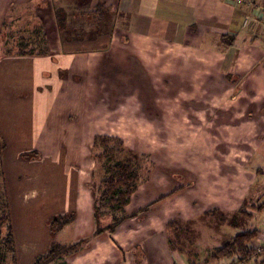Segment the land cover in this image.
Segmentation results:
<instances>
[{"label": "crops", "instance_id": "crops-1", "mask_svg": "<svg viewBox=\"0 0 264 264\" xmlns=\"http://www.w3.org/2000/svg\"><path fill=\"white\" fill-rule=\"evenodd\" d=\"M44 1L0 0V138L6 144L0 159L19 260H34L49 249L52 237L43 229L44 218L75 213L73 224L60 231L71 226L70 239L60 243L92 236L94 137H119L129 149L158 154L159 149L154 151L143 139L152 132L150 123L161 128L157 123L170 115L169 105L182 109L185 98L164 97L173 88L208 89L214 101L219 93L232 94L239 87L246 120L258 122L253 153L263 154L264 159V21L255 33L243 28L246 15L254 14L264 0L242 4L236 0ZM41 3L45 8L39 7ZM58 5L68 13L63 31L56 15ZM75 6L92 14L79 10L70 17ZM40 27L48 33L49 53L17 55V40L26 32L34 36ZM226 34L234 37L231 45L221 41ZM253 35H261V41ZM11 47L14 52H9ZM230 74L239 77L236 84L227 80ZM157 90L162 92L161 102ZM219 98L223 103L224 96ZM190 100L194 109H202L201 99ZM224 120L222 125L229 126L234 119L225 115ZM229 128L225 132L230 136L234 130ZM9 153L14 157L9 158ZM30 159L32 163L27 162ZM7 162L19 174L28 172L29 184L10 180L8 172L13 170L7 169ZM203 166L192 173V186L191 174L183 168L157 165L127 206L134 218L112 237L92 238L69 255L67 263L214 264L194 251L197 243L189 240L192 247H186V241L180 240L198 236L196 223L209 210L234 214L240 208L233 210L234 193L246 194L249 185L239 191L225 180L219 194L216 178L208 177ZM146 206L148 212L135 215ZM170 221L179 225L169 229ZM16 231L21 232L20 238ZM252 260L261 263L264 257Z\"/></svg>", "mask_w": 264, "mask_h": 264}, {"label": "rangeland", "instance_id": "rangeland-1", "mask_svg": "<svg viewBox=\"0 0 264 264\" xmlns=\"http://www.w3.org/2000/svg\"><path fill=\"white\" fill-rule=\"evenodd\" d=\"M40 1L45 3L44 0ZM40 6L44 7L45 5L41 3L39 4V7ZM61 9H64V7H62ZM57 11H59V5L57 7ZM261 35H253L252 37H256L259 38L260 41L261 39L264 41V37H261ZM232 76L235 77V80L237 79L238 81L239 77H237V75ZM159 93L160 95H162V92L157 90L156 94L158 95L157 97H159V102H161L162 100ZM239 93L240 88L236 87L232 94L229 93L228 95H226L225 92H223L222 94L219 93V95L216 96L218 97V99L213 101L210 97L211 94L208 93V89H206L205 91L200 89L193 92L192 89L189 90L187 86L185 89L173 88L172 91L170 90V94H165L164 97L165 99H167L168 96L172 97L173 99L177 98L178 96L182 99L185 98V102H182V109L178 107L175 108L174 104L169 105L170 115L166 116L165 120H163L162 122L157 123L161 126V128L158 129L156 124H154L153 122L150 123L149 126L150 128H152V132L150 131L151 133H149L147 139H143L152 146L154 151L159 149L158 154H152V157L149 155L152 161L154 160V168L157 167V165L163 168V164H165L167 167H172L174 170L183 168V171L186 174H191L190 179L192 186H194L195 179L193 174H196L197 170L202 165H204L203 171L204 173H207L208 177L212 174L213 178H216L217 183L214 187L217 188L216 192L219 194H221V192L223 191L222 187H224L225 180L232 182V185L235 186V189L238 186L239 191L242 187H245L247 184L249 185L246 194H241V192L237 194L238 191L234 193L235 201L233 210H236L239 207L241 208L243 205H245V210L251 213V216L241 217L239 216L240 214L237 215L228 213L229 215L224 214L226 220L223 221L224 223H221L219 221L220 214H211V211H217L218 209L209 210V212H207L206 214L207 217L205 216L204 220H198L199 222L196 223V227H198V236L184 237L180 240V242H182L183 240L186 241V247H192V245L188 244L189 240L193 241L194 244L197 243L194 251L201 253V257L204 259V261L211 259L212 251L214 250V248L222 247L238 232L244 230H252L254 228H257L262 232V230L264 229V211L256 212L255 210L251 209V203L258 202L259 199L264 202V197H262L264 195V159L262 158L263 154L253 153L258 142L256 138L259 137H256L258 122L254 121L255 118L249 121L246 120L247 117L244 116V112L247 108L242 105L243 101L239 97ZM222 95L225 99L227 98V100L224 99L223 103H221L222 98H219L223 97ZM190 98L201 99L203 101L202 109H194L190 105L193 101L190 100ZM159 108H161V106H159ZM242 110L243 112H241ZM225 115L232 116L234 119L232 122H230L229 126L222 125L224 124L223 121H225ZM227 127H230L232 128V130H234L230 135L232 137L226 135L225 131H227ZM259 149L260 147H258V151ZM132 151L139 153L137 150ZM1 155L2 153L0 154V157ZM122 156H124L125 159H132L133 161L139 162L138 156H136V154L134 153L130 154L127 151L124 152V155ZM122 156L120 155L119 159L125 160ZM8 157L13 158L14 154L9 153ZM27 162L32 163L33 161L32 159H30ZM240 164H243L246 168L241 167ZM6 167L8 170H13L12 172H8L7 170L8 178L10 180H14L17 178L21 179L23 181L22 185H27L32 180V176H30L28 172L22 171L19 174L18 171L14 170L16 167L11 166L9 162H7ZM230 171L232 173H230ZM174 172L176 171H170L169 174H174L175 176L179 175V173ZM5 174V169L3 168L4 178ZM182 174L186 178V175L184 173ZM223 177H225L224 180ZM200 181L201 180L199 179L195 180V183L199 184ZM5 187L6 193L8 195L7 189L9 187L7 186L6 182L3 187V177L2 171L0 169V203H2L3 198L1 194L3 193V189H5ZM250 200L252 202H250ZM229 205L230 204H228L226 207L229 208ZM144 208L135 212V215L148 212L141 211ZM209 208H211V206ZM129 218H134V216L130 215ZM48 220L49 219L46 218L42 219L41 224L43 226V229H46L45 233L49 232V237L51 234V244L48 242V244H50V247L53 244L54 240L56 242H65V240L69 241L71 226L70 228L67 227L64 233H61L59 231L60 233L58 232V234L53 237L54 235H52L50 228L51 220H49V222ZM11 222L15 239V230L13 225L14 220L12 219V216ZM231 224L238 226L233 227V225L231 227ZM20 233L21 232L16 231L17 238H20ZM172 239L175 238L172 237ZM260 241L261 238H259L254 243H260ZM47 251L43 254L47 253ZM262 257H264V254H262ZM6 259L7 260L5 264H14L11 255L7 256ZM35 259L26 262L21 259L19 260L17 255L18 264H33ZM229 262V259L214 260V264H227ZM261 263L264 264V261ZM245 264L255 263L254 260H251L250 262H245ZM256 264H259V261Z\"/></svg>", "mask_w": 264, "mask_h": 264}, {"label": "trees", "instance_id": "trees-1", "mask_svg": "<svg viewBox=\"0 0 264 264\" xmlns=\"http://www.w3.org/2000/svg\"><path fill=\"white\" fill-rule=\"evenodd\" d=\"M82 13L92 14L86 10V7L75 6L71 9L70 17ZM98 11L93 12L96 14ZM67 11L64 9H56L59 29L63 31L67 21ZM95 16L92 18L94 19ZM85 18V17H83ZM97 17L94 19L96 20ZM93 20V22H94ZM76 23V22H73ZM82 29H79V32ZM27 31V30H26ZM77 32V31H76ZM31 35H25L17 40L16 54L19 56L39 55L45 56L49 53L48 33L40 27ZM68 35V34H67ZM221 41L224 44L231 45L234 37L230 35H222ZM14 47L9 52H14ZM227 80L236 84L237 79L232 74L227 75ZM6 148L5 142L0 138V154ZM136 154L139 162L132 159H125L124 152ZM120 155L125 160H120ZM33 155H23L25 158H31ZM92 157L96 163L93 173V182L90 184L93 196L94 223L95 231L91 237L75 243H60L53 241L47 253L37 256L33 264H68L67 257L86 247L92 238L102 234H108L111 237L115 231L127 220L130 215L127 213V206L130 204L133 195L139 187L148 182L154 169V163L148 154L136 153L126 148L124 140L119 137L96 135L93 139ZM0 169L3 177V187L5 178L3 175V167L0 159ZM264 192V191H263ZM2 203H0V264L6 263V257L11 255L14 264H18L13 227L11 222V214L6 193V187L3 189ZM264 197V195L262 196ZM257 201V200H256ZM250 202H252L250 200ZM251 209L256 212L264 211V202L259 199L258 202L251 203ZM150 206L144 208L143 212L148 211ZM246 206L243 205L234 214L241 217H249ZM209 214V213H208ZM212 215L220 214V222L226 220L225 216L218 210L211 211ZM75 213L71 212L67 215L56 216L51 220V233L55 237L64 227L73 224ZM179 222L170 221L167 226L169 229L177 227ZM234 225V224H233ZM231 224V227L233 226ZM234 225L233 227H237ZM60 233V232H59ZM261 235V231L257 228L252 230H244L235 234L225 245L212 251L211 260L229 259L230 261H239L241 263L250 262L253 258L262 257L263 253H256L254 242ZM263 262V261H261ZM259 264H262L259 262Z\"/></svg>", "mask_w": 264, "mask_h": 264}, {"label": "built area", "instance_id": "built-area-1", "mask_svg": "<svg viewBox=\"0 0 264 264\" xmlns=\"http://www.w3.org/2000/svg\"><path fill=\"white\" fill-rule=\"evenodd\" d=\"M235 2L237 4H242L244 3V0H236ZM263 21H264V5L258 7L254 14L246 15L243 21V28L244 29L251 28L252 32L255 33L256 32L255 29H257V27L261 25ZM263 36L264 34H262V37ZM260 238H261L260 243H254L255 251L257 254L264 252V229L261 232ZM227 264H245V263H241L239 261H230Z\"/></svg>", "mask_w": 264, "mask_h": 264}]
</instances>
